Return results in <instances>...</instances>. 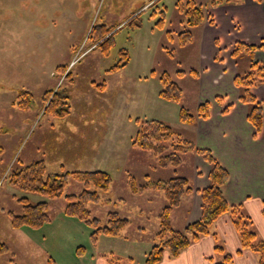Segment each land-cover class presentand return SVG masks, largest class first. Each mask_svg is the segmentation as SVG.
Returning a JSON list of instances; mask_svg holds the SVG:
<instances>
[{"label":"rangeland","instance_id":"rangeland-1","mask_svg":"<svg viewBox=\"0 0 264 264\" xmlns=\"http://www.w3.org/2000/svg\"><path fill=\"white\" fill-rule=\"evenodd\" d=\"M151 1L0 0V240L10 248L0 255V264H50V260L53 264H93L91 259L99 253L103 258V252L107 264L109 260L145 264L157 242L159 214L167 202L160 190L134 194L128 176L146 185L179 175L193 185L198 157L202 160L198 167L210 169L195 151L186 153L179 166L162 167L153 151L133 144L138 118L168 122L177 135L193 139L194 128L180 121V109L184 106L195 113L199 105L200 81L190 73L202 69L197 27L188 26L176 6L178 0ZM102 23L116 27L109 56L102 54L101 47L90 48L91 28ZM186 29L194 37L183 43L179 33ZM122 49L129 52L128 65L107 73L119 63ZM61 65L68 66L71 77L58 71ZM164 72L182 88L180 102L160 96ZM103 82L107 88L102 92L95 84ZM24 90L32 94L28 109L16 104ZM46 91L67 95L71 113L60 116L45 111ZM242 105L248 116L249 107ZM40 159L46 162L48 173L109 172L113 182L101 196L110 201L90 203L89 209L101 225L107 224L110 211L129 218L130 223L118 236L101 234L95 240L94 225L64 213L66 195L84 189L83 183L71 178L64 194L52 200L49 222L39 228L13 227L9 212L22 213L19 197L37 203L45 196L12 186L9 175Z\"/></svg>","mask_w":264,"mask_h":264},{"label":"trees","instance_id":"trees-1","mask_svg":"<svg viewBox=\"0 0 264 264\" xmlns=\"http://www.w3.org/2000/svg\"><path fill=\"white\" fill-rule=\"evenodd\" d=\"M243 1L210 0L209 4L203 5L196 0H178L176 6L185 14L189 27H199L206 20L207 7L237 4ZM255 1L264 2V0ZM115 28V26H108L105 23L94 25L89 34V38L92 41L90 48L94 46L101 47L102 54L109 56L113 45V31ZM169 33L172 35L171 30H169ZM179 35L183 43L192 41L194 37L191 29L181 31ZM259 50H264V43L248 44L244 41H236L231 51V57L237 65L247 60L245 62H247L248 68L245 71H238L234 78V85L239 91V101L249 107L247 117L257 133L263 127L264 117V105L253 92L254 87L264 84V61L255 60V55ZM121 55L119 63L109 68L106 71L107 73L113 74L128 65L130 61L128 50L122 49ZM217 59L221 60L222 58L217 56ZM58 71H61L62 74L65 73V78L72 76V71L68 69V66H58ZM180 73H185V71H180ZM190 73L194 76L199 75V71L196 69H192ZM73 80L71 79L70 81ZM161 80L164 87L160 91V96L165 100L180 102L183 93L180 85L173 81L167 72L161 75ZM95 86L103 92L107 88V83L103 82L95 84ZM19 96L20 100L16 104L23 109H28L31 106V92L24 90ZM43 99L46 105L45 111H51L60 116H66L71 113V103L67 95H63L59 91H46L43 94ZM216 100L218 102L223 101L221 97H217ZM231 106L232 104L226 105L223 113L226 114ZM211 108L212 104L210 101L199 104L195 113L182 106L179 119L182 123L194 124L199 118L208 119L211 115ZM137 122L138 129L133 144L140 149L150 150L158 155L159 166H179L183 163V156L191 151L200 154L210 166L209 184L200 190L202 215L184 229H176L173 226L172 214L181 205L183 198L195 191L188 177L177 175L167 180L149 182L146 185H142L136 182L134 176H128V183L134 194H141L145 190H160L163 192L167 202L159 214V230L155 235L157 242L147 254L145 264H159L166 255L171 258L178 257L193 242L199 240L202 236L210 234L214 223L226 213L230 214L237 229L242 244L241 250H252L259 257V263L264 264V240L259 237L252 217L244 208L228 203L225 196V187L229 181V171L214 157L212 151L207 148H198L192 139L180 137L168 122L158 119L141 120L140 118L137 119ZM9 177L10 184L21 191L45 196V199L37 203H31L27 196L19 197L18 201L22 203V213L9 212L13 227L28 226L39 228L49 222L51 220V202L64 194L71 178L83 183L84 189L78 194L70 193L66 195L67 204L64 213L67 216H73L94 225L95 231L93 235H95V240L101 234L118 236L126 225L130 223L129 218L122 217L116 211L108 212L106 225H101L100 220L92 216V211L89 209L90 203L98 204L110 201L108 198L102 199L101 196V193L109 192L113 182L111 174L105 170L48 173L46 162L40 159L14 170ZM215 250L221 253L224 252V248L220 244L216 245ZM9 251L10 248L7 243L0 240V255ZM109 262L110 264H116L112 260H109ZM231 262V254L225 253L223 260L217 262V264H230ZM50 264H53L52 260H50Z\"/></svg>","mask_w":264,"mask_h":264},{"label":"crops","instance_id":"crops-1","mask_svg":"<svg viewBox=\"0 0 264 264\" xmlns=\"http://www.w3.org/2000/svg\"><path fill=\"white\" fill-rule=\"evenodd\" d=\"M209 4V3H208ZM206 20L197 27L199 40V61L202 69L197 78L200 81L198 104L210 101L211 115L208 119H197L192 140L198 148L212 151L217 160L229 171L225 196L230 205L242 206L252 217L259 237L264 240V125L260 134L247 120V110L238 101L234 78L238 71L248 68L247 62L236 64L231 51L236 41L248 44L264 43V2L244 0L242 3L207 7ZM213 16V22L208 20ZM172 34L175 29H172ZM223 53V56L220 55ZM222 56L224 62H217ZM215 60V61H214ZM255 60L264 61V50L257 51ZM256 97L264 105V84L254 89ZM221 97L223 102H218ZM233 104L229 112L224 107ZM199 106V105H198ZM198 157V156H196ZM198 157L193 174L195 192L186 195L172 214L177 229H184L202 215L200 190L209 184V167L199 168ZM222 245L224 252H217L216 245ZM242 249L241 240L230 214L222 215L213 225L210 234L193 242L178 257L166 255L159 264H217L232 256L230 264H260L259 257L250 249ZM93 257V264H107L103 252Z\"/></svg>","mask_w":264,"mask_h":264}]
</instances>
